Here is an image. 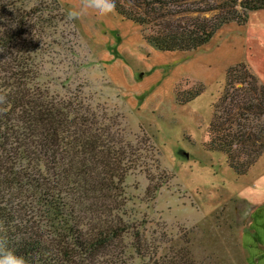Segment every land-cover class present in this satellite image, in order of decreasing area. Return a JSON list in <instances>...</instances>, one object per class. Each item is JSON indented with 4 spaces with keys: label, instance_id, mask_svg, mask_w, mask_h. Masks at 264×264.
<instances>
[{
    "label": "trees",
    "instance_id": "16d2710c",
    "mask_svg": "<svg viewBox=\"0 0 264 264\" xmlns=\"http://www.w3.org/2000/svg\"><path fill=\"white\" fill-rule=\"evenodd\" d=\"M129 2L114 0L116 17L165 52L203 48L216 31L245 25L251 12L264 10V0H212L205 10L171 13L165 23L156 5L164 9L167 3L145 1L137 11L140 1L134 9ZM30 3L0 0V243L26 264H184L185 252L181 263L162 261L157 241L143 231L147 219L128 215L131 201L135 213L150 208L165 181L156 182L139 146L132 148L134 160L126 161V152L113 144L115 133H125L119 118L106 111L91 114L81 96L48 92L44 56L55 46L40 44L47 20L44 8ZM172 3L183 6V0ZM190 12L213 16L176 21ZM134 135L133 142L139 139ZM204 146L225 152L231 166L242 168L264 154V85L245 66L229 70ZM141 163L151 183L138 203L125 183Z\"/></svg>",
    "mask_w": 264,
    "mask_h": 264
},
{
    "label": "rangeland",
    "instance_id": "374dc122",
    "mask_svg": "<svg viewBox=\"0 0 264 264\" xmlns=\"http://www.w3.org/2000/svg\"><path fill=\"white\" fill-rule=\"evenodd\" d=\"M30 1L31 6L44 8L47 20L40 44L52 41L55 46L46 53L48 59L44 56L50 95L81 96L91 114L97 110L118 117L125 133H115L113 144L126 152V161L134 144L139 146L143 163L154 169L155 181H165L141 214L135 213V203H127L128 215L147 219L142 229L150 242L157 241V256L182 262L179 257L185 252L189 259L184 264H256V257L249 255L264 256V249L255 233L249 232L259 253L243 234L254 218L253 208H264V156L248 168L231 166L225 152L209 150L204 144L229 70L242 65L252 73L245 46L251 37L264 41V11H254L243 26L232 23L216 31L203 48L165 52L153 48L137 26L113 11L100 19L69 22L66 10L81 0ZM139 1L137 11L144 10L145 1L154 0L129 4L134 9L132 4ZM157 1L167 3L164 9L156 5L159 15L166 16L165 23L171 13L213 5L212 0H183L177 8L179 4H170L173 0ZM194 12L179 15L176 21L186 24L202 15L213 16ZM232 77L236 85L238 77ZM132 135L139 139L133 142ZM147 135L154 138L148 140ZM143 163L125 183L133 195L129 198L138 203L147 198L151 183Z\"/></svg>",
    "mask_w": 264,
    "mask_h": 264
},
{
    "label": "crops",
    "instance_id": "0c3cea01",
    "mask_svg": "<svg viewBox=\"0 0 264 264\" xmlns=\"http://www.w3.org/2000/svg\"><path fill=\"white\" fill-rule=\"evenodd\" d=\"M259 11H264V10H259ZM252 13L254 12H251L250 14ZM246 44L247 45L245 46V49H246L247 65L249 66V69L252 71V73L258 78L260 83L264 85V41H262V39L260 38L258 39L251 37ZM263 156L264 154L261 155L262 158ZM261 157L258 159V161L261 159ZM255 207H258V205H255ZM253 211H255V213L254 214L251 213V216H253L254 218L253 219L252 217L250 218L251 219V221L249 222L250 224L248 225V227L244 229L243 238L244 237L248 238L246 240L250 247L252 244L256 246V243L252 241L253 239L250 237L249 232L255 233V236L258 239V243H259L258 246H260L261 249L262 248L264 249V208H253ZM254 251L255 252L258 251L257 253L261 252L259 249H257V246L254 248ZM249 256L251 259L256 257L255 258L257 259L256 264H264V256H257V254H250Z\"/></svg>",
    "mask_w": 264,
    "mask_h": 264
},
{
    "label": "clouds",
    "instance_id": "9594fccd",
    "mask_svg": "<svg viewBox=\"0 0 264 264\" xmlns=\"http://www.w3.org/2000/svg\"><path fill=\"white\" fill-rule=\"evenodd\" d=\"M115 7L114 0H81L66 10L65 19L69 22H80L86 18L100 19L110 14ZM0 264H26L22 256L0 243Z\"/></svg>",
    "mask_w": 264,
    "mask_h": 264
}]
</instances>
